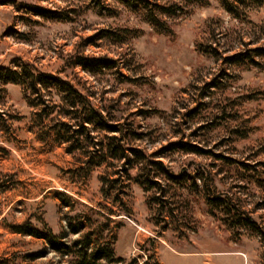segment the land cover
<instances>
[{"label": "rangeland", "instance_id": "obj_1", "mask_svg": "<svg viewBox=\"0 0 264 264\" xmlns=\"http://www.w3.org/2000/svg\"><path fill=\"white\" fill-rule=\"evenodd\" d=\"M228 3L233 12L221 0H0V66L25 62L66 80L163 168L97 157L99 142L118 134L94 132L72 154L40 141L21 87L6 85L0 264H57L51 252L29 261L45 243L9 227L60 235L75 216L139 264H264V57L233 58L264 49V0ZM173 4V14L157 9ZM76 57L116 65L89 73Z\"/></svg>", "mask_w": 264, "mask_h": 264}, {"label": "trees", "instance_id": "obj_2", "mask_svg": "<svg viewBox=\"0 0 264 264\" xmlns=\"http://www.w3.org/2000/svg\"><path fill=\"white\" fill-rule=\"evenodd\" d=\"M221 1L229 12H233L234 4H229L228 0ZM246 1L260 4L262 0ZM24 8L27 9L28 13L43 19H61V16L56 12L37 6L26 5ZM157 9L160 14H173L176 10H180V7L173 4L170 7L157 6ZM149 17L152 24L157 23L155 19L158 20L154 15ZM105 34L110 39L116 37L113 32H105ZM122 35L121 37L126 38V34ZM122 39L118 42L123 41ZM251 53V56L240 54L233 58L239 59L238 61L248 59L254 62L253 56L264 57V49L251 50ZM73 65L89 73H96L101 69H113L116 62L107 58L76 57ZM8 84L20 86L27 106L34 110L33 124L38 129L40 141L50 140L53 144H65L68 146V153L72 154L78 150H86L90 145L89 142L94 139L92 136L94 132L118 134L119 137L115 135L108 137L106 144L102 141L99 142L96 150L97 157L103 160L106 157L113 160H125L127 163L132 162V166L149 163L163 169L160 162H151L150 157L142 150L126 145L127 140L138 138L132 129L125 128L121 124H110L111 122L66 80L37 71L25 62H16L12 68L0 66V104L4 102V87ZM7 121L8 119H5L3 113L0 112L1 129L6 128ZM169 148H173V145H170ZM131 157L132 161L130 160ZM139 178L136 176L134 181L144 189H156L157 182L152 179L140 181ZM62 205L65 208L70 207L68 201L62 202ZM66 221V229L60 235H55L48 229L40 231L29 223L12 225L9 228L15 234L33 237L45 243V250L26 257L29 261L42 258L46 252H51L58 257L57 264H139V260L136 258L126 260L116 255L108 237L96 238V234L91 229L86 232V228L91 227L89 220L85 222L81 216H75V218L69 217ZM68 236H77V238L68 241ZM142 264H148V262L143 261Z\"/></svg>", "mask_w": 264, "mask_h": 264}]
</instances>
